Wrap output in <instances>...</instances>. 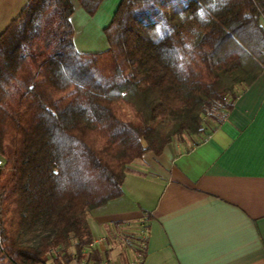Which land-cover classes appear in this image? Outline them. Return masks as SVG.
I'll return each mask as SVG.
<instances>
[{
  "label": "trees",
  "instance_id": "16d2710c",
  "mask_svg": "<svg viewBox=\"0 0 264 264\" xmlns=\"http://www.w3.org/2000/svg\"><path fill=\"white\" fill-rule=\"evenodd\" d=\"M92 15L103 0H78ZM264 0H120L79 52L70 0H29L0 33V264L79 263L88 214L130 164L198 135L259 77ZM143 251V248L142 250Z\"/></svg>",
  "mask_w": 264,
  "mask_h": 264
},
{
  "label": "crops",
  "instance_id": "0c3cea01",
  "mask_svg": "<svg viewBox=\"0 0 264 264\" xmlns=\"http://www.w3.org/2000/svg\"><path fill=\"white\" fill-rule=\"evenodd\" d=\"M28 1L0 0V33ZM70 1L75 48L104 51L120 0H103L92 15ZM122 189L89 212L85 258L68 264H264V66L200 134L133 161Z\"/></svg>",
  "mask_w": 264,
  "mask_h": 264
},
{
  "label": "rangeland",
  "instance_id": "374dc122",
  "mask_svg": "<svg viewBox=\"0 0 264 264\" xmlns=\"http://www.w3.org/2000/svg\"><path fill=\"white\" fill-rule=\"evenodd\" d=\"M184 136H187V135H184ZM184 136H183V137H184ZM179 138H180V137H179ZM146 154H147V153H146ZM144 155H145V154H144ZM140 158H141V157H140ZM137 159H139V158H137ZM137 159H135V160H137ZM135 160H134V161H135ZM133 240H134L133 243H135L136 246H139L138 241H137V239H136L135 237H134ZM140 254H141V253H140ZM47 261H48V260H47ZM49 261L53 263L52 258H49ZM53 264H54V263H53Z\"/></svg>",
  "mask_w": 264,
  "mask_h": 264
},
{
  "label": "built area",
  "instance_id": "2783aa9c",
  "mask_svg": "<svg viewBox=\"0 0 264 264\" xmlns=\"http://www.w3.org/2000/svg\"><path fill=\"white\" fill-rule=\"evenodd\" d=\"M2 163V160L0 159V164Z\"/></svg>",
  "mask_w": 264,
  "mask_h": 264
}]
</instances>
